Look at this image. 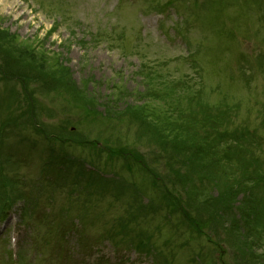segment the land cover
Masks as SVG:
<instances>
[{
	"label": "rangeland",
	"instance_id": "rangeland-1",
	"mask_svg": "<svg viewBox=\"0 0 264 264\" xmlns=\"http://www.w3.org/2000/svg\"><path fill=\"white\" fill-rule=\"evenodd\" d=\"M2 49L41 73L3 77L0 55V264H264V232L242 250L251 240L209 230L179 187L171 208L140 163L158 166L137 122L99 116L170 81L188 105H227L224 128L248 132L264 167V0H0ZM8 199L21 207L3 222Z\"/></svg>",
	"mask_w": 264,
	"mask_h": 264
},
{
	"label": "trees",
	"instance_id": "trees-1",
	"mask_svg": "<svg viewBox=\"0 0 264 264\" xmlns=\"http://www.w3.org/2000/svg\"><path fill=\"white\" fill-rule=\"evenodd\" d=\"M11 52L0 50L3 77H19L25 81L34 80L40 75L39 67L29 65V62L24 63L25 59L22 60ZM46 76L50 81L57 80L50 72H47ZM159 81H145V94L148 99L143 101L142 105L127 107L123 111L104 108L99 114L100 118L109 119L126 113L130 120L137 122L136 131L139 134L136 139L142 138L153 143L150 148L158 166L156 163L154 167L148 166L145 160L141 162L139 159L140 163L154 177V184L163 190L162 194L171 208L177 206L172 192L175 193L179 187L186 195V212L190 214L194 209L202 224L208 226L209 230L213 225L216 228L220 225L225 231L229 229L230 235L237 233L246 240L264 232L263 207L258 206L259 201L257 202L251 194L252 185L254 189H259L264 184V167L253 157L251 146H254V139L248 132L229 133L230 130L224 128L227 127L226 122L232 111L227 105L222 104L217 108H211L204 103L188 105L187 98H193L194 95L188 88L180 91L178 86L170 81ZM73 91L77 100L91 105L81 92L78 93L75 89ZM154 98L160 102L157 108L148 101ZM30 108L34 110V103H31ZM23 112L25 110L21 112L19 121L24 117ZM14 119L8 121L13 122ZM109 151L118 156H127L128 153L113 147H110ZM161 167L167 169L165 174L159 173ZM172 186V189L165 188ZM216 187L223 189L220 195L213 197L211 191ZM242 193V197L238 198ZM7 202L8 209L13 202L10 199ZM121 225L125 229L126 224ZM147 240L149 239L142 237L137 240V248L145 247L144 242ZM256 240L254 237L253 244ZM260 240L262 241V238ZM249 244L242 245V250L249 251L253 245L252 240ZM251 258L250 261L257 262V256L252 255L249 259Z\"/></svg>",
	"mask_w": 264,
	"mask_h": 264
}]
</instances>
